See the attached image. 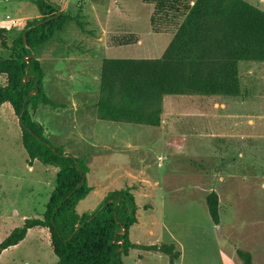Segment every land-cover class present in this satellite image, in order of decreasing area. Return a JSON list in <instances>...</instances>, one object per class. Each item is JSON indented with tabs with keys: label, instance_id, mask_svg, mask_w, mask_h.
I'll use <instances>...</instances> for the list:
<instances>
[{
	"label": "rangeland",
	"instance_id": "1",
	"mask_svg": "<svg viewBox=\"0 0 264 264\" xmlns=\"http://www.w3.org/2000/svg\"><path fill=\"white\" fill-rule=\"evenodd\" d=\"M52 1L73 20L38 49V60L46 75L45 92L65 107L40 106L34 120L45 128L49 142L87 166L93 192L78 204L77 213L92 214L109 193L128 189L138 205L133 243L173 244L180 253L176 264H243L239 250L249 252L253 264H264V62L239 63L235 96L164 97L158 127L103 121L98 117L103 61L161 59L186 19L171 16L153 26V7L142 0ZM245 1L264 11V0ZM37 11L32 0H0V28L8 30V46L38 19L20 21V31L6 19ZM127 38L137 40L120 46ZM11 55L0 41V58ZM82 104L91 107L84 110ZM21 138L11 106H2L0 244L26 219L44 217L55 187L54 167L35 162L29 171ZM213 191L220 197L218 226L206 204ZM57 262L45 229L30 230L0 256V264ZM123 263L171 264V259L137 248Z\"/></svg>",
	"mask_w": 264,
	"mask_h": 264
},
{
	"label": "trees",
	"instance_id": "2",
	"mask_svg": "<svg viewBox=\"0 0 264 264\" xmlns=\"http://www.w3.org/2000/svg\"><path fill=\"white\" fill-rule=\"evenodd\" d=\"M153 7L151 23L184 16V27L161 59L108 58L100 75L98 117L103 121L158 127L166 96L201 94L235 96L239 92L238 67L242 61L264 62V11L245 0H142ZM41 18L29 22L13 40L0 41L12 52L0 58V108L10 105L21 127V141L29 165L40 162L56 169L55 187L42 219H26L1 244L2 253L24 241L30 230L45 229L57 264H124L132 250L141 248L170 256L180 253L173 244L139 246L130 232L137 224L138 205L131 190L109 193L99 209L80 216L78 204L92 192L87 166L66 154L45 137V128L34 120L40 106L59 109L44 88L45 72L38 49L63 32L73 18L52 0H32ZM193 2V4H192ZM137 39H134L136 41ZM127 38L119 42L127 46ZM34 54V55H33ZM27 70L29 74L27 75ZM38 93L30 96L31 92ZM213 223L221 224L220 197L207 196ZM123 230L125 234L121 233ZM243 264H253L249 252H237Z\"/></svg>",
	"mask_w": 264,
	"mask_h": 264
},
{
	"label": "crops",
	"instance_id": "3",
	"mask_svg": "<svg viewBox=\"0 0 264 264\" xmlns=\"http://www.w3.org/2000/svg\"><path fill=\"white\" fill-rule=\"evenodd\" d=\"M54 2V1H53ZM55 3V2H54ZM57 4V3H56ZM62 11H65V10H63V9H61ZM18 13L19 14H22V10H18ZM42 16H41V14H40V11L38 10L37 11V14H33L32 16H26V17H22V18H19V19H13V18H11V17H9V18H7L6 19V21L4 22V23H6V24H9V25H16L18 28H15V30L16 31H20L21 30V28H20V25H19V23H20V21H23V22H25L26 21V23H28L29 21H31L32 19H40ZM57 74L59 75L58 76V78L59 77H61V75H62V70L60 71L59 70V68H58V70H57ZM59 81V80H58ZM46 75H45V79H44V86H45V84H46ZM60 82L63 84V81L62 80H60ZM60 82H57V86L59 87V86H62L61 84H60ZM86 91H88V90H86ZM47 92V91H46ZM76 96V95H75ZM51 98V97H50ZM53 98V97H52ZM51 98V99H52ZM53 100V99H52ZM56 102V101H55ZM56 103H58V102H56ZM58 104H61V103H58ZM43 106V105H42ZM83 108H84V110L85 109H87V108H89V107H91V105H89V106H87V104H82L81 105ZM49 107V106H48ZM65 106L63 105V107H61V108H64ZM72 107H74L75 109H77L78 110V106L76 105V103H74V105L72 106ZM51 108V107H50ZM60 108V109H61ZM82 108V109H83ZM39 109V108H38ZM37 109V110H38ZM53 109V108H52ZM56 109H54V111H55ZM35 114V113H34ZM59 115V114H58ZM33 170V166H30L29 165V171L31 172ZM92 192H93V189H92ZM16 214H17V212H16ZM37 229H39V228H37ZM28 236V235H27ZM27 238V237H26ZM18 246V245H17ZM14 247H16V246H14ZM13 247V248H14ZM12 248V247H11ZM10 249V248H9ZM8 250V249H7ZM6 251V250H5Z\"/></svg>",
	"mask_w": 264,
	"mask_h": 264
},
{
	"label": "water",
	"instance_id": "4",
	"mask_svg": "<svg viewBox=\"0 0 264 264\" xmlns=\"http://www.w3.org/2000/svg\"><path fill=\"white\" fill-rule=\"evenodd\" d=\"M5 39H7L6 36L3 37V41H4ZM33 55H34V54H33ZM28 74H29V70H27V75H28ZM36 93H38V90H36V91H34V92H31L30 96H32V95H34V94H36ZM121 233L125 234L126 231L123 230Z\"/></svg>",
	"mask_w": 264,
	"mask_h": 264
}]
</instances>
